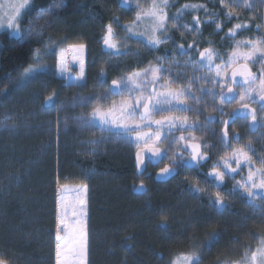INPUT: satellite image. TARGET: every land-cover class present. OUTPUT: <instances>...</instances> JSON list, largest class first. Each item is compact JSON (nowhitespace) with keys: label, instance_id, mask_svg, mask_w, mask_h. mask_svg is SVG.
I'll return each instance as SVG.
<instances>
[{"label":"snow or ice","instance_id":"snow-or-ice-1","mask_svg":"<svg viewBox=\"0 0 264 264\" xmlns=\"http://www.w3.org/2000/svg\"><path fill=\"white\" fill-rule=\"evenodd\" d=\"M211 2L184 3L171 13L177 0H151L148 6L139 0H118V6H127L135 14L123 24L119 16L101 22L102 35L98 43L102 44L101 51L108 57L107 63L111 65L127 57L139 59L141 51L149 53L151 59L145 66L137 64L111 80L107 69H101L95 84L103 91L91 96L77 95L71 105L90 108V111L76 117L57 115L54 121H48L46 131L51 140L46 148H55L58 155L61 135H66L73 126L79 132L101 133L98 138L82 142L90 149L86 154L95 156L115 129L120 140L135 148L134 168L140 183L133 187L137 192L145 193L148 189L144 179L159 178L166 182L181 172L198 173L203 165L213 161L214 151L217 158L203 173L206 187L200 186L196 176L193 181L184 177L188 194L194 199L206 197L208 206L218 216H223L229 210L232 198L239 196L264 223V148L258 152L250 137L243 142L246 138L235 127L239 120L241 127H246L250 133L264 130V0H215L214 7L209 8ZM28 6L29 0H19L6 23L0 20V27L20 34L21 13ZM57 6L63 7L58 4L47 16H40L42 24L33 21L29 25L27 37L42 47L34 50L32 63L20 72L15 81L17 87H26L40 75L55 74L67 81L66 87L83 88L87 84V44L69 43L67 36L59 40L52 36L44 38L46 31L54 27L48 17L55 15ZM245 11L252 15L241 20V13ZM200 12L204 14L203 19ZM189 13H193L191 20L182 22ZM257 20L260 22L254 23ZM225 21L231 23L226 32ZM206 24L213 26L212 34L223 32L221 39L231 41L226 57L212 41H204L201 46ZM37 28L40 31H36ZM250 28L257 30L255 36L239 38L242 31ZM172 31L180 32L182 39L191 33L193 39L177 43ZM129 41L135 47H131ZM167 44L172 45L171 49L156 55ZM45 57L53 59L54 66L45 63ZM178 57L188 59L181 62ZM96 59L92 60L93 65ZM70 65L78 68L75 77L69 76ZM254 66H258L257 71H253ZM57 95L53 92L44 98L40 105L42 113L52 110ZM67 107L61 104L56 111L59 113ZM19 127L12 117H0V128L16 132ZM210 137L214 138V143H209ZM260 139L264 140V131H261ZM161 164L163 166L159 167ZM149 165L158 167L154 177L145 176ZM8 179L19 186L22 177L9 176ZM227 180L233 184L225 189L223 185ZM53 183L55 227L49 234L54 237V264H91L89 185L81 183L74 189L76 196L70 205L64 195L69 190L67 185L61 184L58 177ZM0 191H3L2 183ZM250 218L245 217L241 224L232 227L241 228ZM168 219L163 217L157 227L163 238L175 240L178 237L169 233ZM195 223L194 219H189L185 228ZM209 227H212L211 223ZM226 229L227 225L215 228L200 241L194 236L179 237L191 239L193 243L188 251L175 254L169 264H202L205 252H211L219 244L222 231ZM248 235L256 241L255 247L244 246L239 260L225 255L217 260V264H264V234ZM232 240L235 244L240 243L238 236L234 235ZM236 251L235 247L231 248V252ZM158 259L163 260V255L158 254ZM0 264H11V261L0 258Z\"/></svg>","mask_w":264,"mask_h":264},{"label":"trees","instance_id":"trees-1","mask_svg":"<svg viewBox=\"0 0 264 264\" xmlns=\"http://www.w3.org/2000/svg\"><path fill=\"white\" fill-rule=\"evenodd\" d=\"M139 2L148 6L151 0ZM184 3L202 2L177 0L176 5L170 9L171 13H175L176 7ZM58 4L63 7L57 6L55 15L48 17L54 27L46 31L44 38L52 36L58 40L72 30L77 41L87 44V84L83 88L66 87L64 85L67 81L55 74L40 75L26 87H17L15 81L20 72L32 63L34 50L42 47L24 36L27 26L30 21L42 24L40 16H47L53 6ZM216 10L219 11L218 8ZM134 14V10L118 6V0H33L21 17V37L0 35L1 99L11 98V106L22 111L21 113L27 108L39 111L32 117L25 114L27 118L24 125L27 127L23 126L11 137L0 138V183L3 185V191H0V258L9 259L11 264H54V237L49 233L54 232L55 227L53 181L57 177L69 189L64 195L70 205L76 196L74 189L81 183L89 185L91 264H169L175 254L188 251L193 243L191 239L179 237L194 236L200 241L208 232L227 225V229L222 231L219 244L211 252H205L202 262L217 264V260L225 255L232 260H239L243 254L239 258L237 255L244 252V246L255 247L256 241L248 233L257 236L264 234V230H259L260 227L253 217L241 228L232 227L233 224H241L244 217H250L246 212L247 208L241 209L242 205L245 206L244 199H239L240 202L236 204V201H232V211L218 216L207 208L205 199H194L190 196L184 190L187 185L175 178L176 176L166 182L154 179V182L148 180L146 184L144 180L148 190L139 194L133 187L140 183L134 168L135 151L129 152L128 148L120 144L107 146L95 156L87 155L84 147L79 144V140L84 137L79 138L77 130L69 127L67 134L60 137L58 155L55 148H46L51 140L46 131L47 122L54 121L57 115L72 117L74 107L71 105L77 95L91 96L103 91L95 84L96 75L101 69H107L108 79L111 80L118 76L123 67L137 64L144 66L151 59L149 53L141 51L139 59L127 57L109 65L108 57L101 51V43H98L102 35L101 22L106 23L112 16H119L123 24L131 20ZM192 14H186L182 22L190 21ZM199 15L204 18L203 12ZM230 26L231 23L225 21L224 32ZM36 31L40 29L37 28ZM252 31L257 32L250 28L242 31L240 35ZM213 32L211 25L203 26L201 46L204 41H212L213 46L222 51L230 40L221 39L223 32L217 36ZM171 34L177 43L191 42L193 39L191 33L183 39L180 32L172 31ZM129 45L135 47L131 41ZM171 47V44L162 46L156 55L162 54L166 49L170 50ZM93 58H98L94 65ZM44 59L48 65L54 66L53 59ZM77 74L78 68L70 65L69 76L75 77ZM43 87L49 94H44ZM34 90H40L41 97L32 108V103L29 104L32 95L30 92ZM53 92L58 95L54 97L52 110L42 113L40 105ZM61 104L68 107L57 113L56 108ZM9 176L22 177L19 186H15L14 181L6 180ZM193 176L203 179L197 173L187 177L193 181ZM179 184L182 185L178 187ZM68 211L71 217V207ZM165 216L169 217V233L178 237L175 240L163 238L157 227ZM189 219H194L196 223L186 229L185 223ZM209 223L212 227H209ZM234 235L239 237V244L233 242ZM126 237L131 239H125ZM232 247L237 249L235 253L231 252ZM158 254L163 255V260L158 259Z\"/></svg>","mask_w":264,"mask_h":264},{"label":"rangeland","instance_id":"rangeland-1","mask_svg":"<svg viewBox=\"0 0 264 264\" xmlns=\"http://www.w3.org/2000/svg\"><path fill=\"white\" fill-rule=\"evenodd\" d=\"M33 0H29V5L31 4V2H32ZM199 1V0H198ZM202 3H205V2H207V0H200ZM19 2V0H0V20H3L5 23H6V20H7V17H8V15H10L12 12H13V6L14 5H16L17 3ZM215 5V0H212V2L211 3H209L208 4V6H214ZM122 7H124V8H126L127 6H122ZM27 8V7H26ZM25 8V9H26ZM25 9L22 11V13H21V17H23V15H24V12H25ZM252 15V13L251 12H249V11H245V12H243V13H241V20H247L248 19V17L249 16H251ZM33 23V21H30L29 22V25H31ZM254 23H259V21L257 20V21H254ZM29 25L27 26V31H28V28H29ZM206 25H211V24H206ZM20 27H21V25H20ZM211 28H213V26L211 25ZM22 31V30H21ZM27 31L25 32V33H27ZM1 34H7L9 37H11V38H20L21 37V32H20V34H15V33H13L10 29H8L7 27H0V35ZM256 35V31H252V32H245V33H243L242 35H240L239 36V38H247V37H252V36H255ZM25 37H27V35L25 34L24 35ZM67 36L69 37V43H71V42H74V41H77V39H76V37H74V35H73V32H72V30H70V34H67ZM215 36V35H214ZM216 36H217V34H216ZM63 38V37H62ZM62 38H59V39H62ZM58 39V40H59ZM230 43H231V41L230 42H228L227 44H226V46H225V48L222 50V51H220L219 50V52L221 53V55H224L225 57L227 56V53H228V51H229V49H230ZM101 47H102V44H101ZM165 52V50L164 51H162V54ZM159 55H161V54H159ZM94 59V58H93ZM178 59H180L181 60V62H183L184 60H186V59H188V57H182V58H179L178 57ZM46 60L44 59V62H45ZM46 63V62H45ZM140 66H142L141 64H139ZM145 66V65H144ZM134 67H136V65H133V66H127V67H123L122 68V71H124V70H126V69H128V68H134ZM257 66H254L253 68H256ZM42 90H44V94H49L48 92H45L46 91V88H44L43 87V89ZM20 91V90H19ZM41 91L40 90H34L32 93L30 92V94H32L31 95V98H30V102H29V104L30 103H32V108L34 107V103L36 102V104H38V101L40 100V97H41ZM29 94V95H30ZM13 103V100H11V98L10 99H6V100H2L1 99V95H0V117H3L4 115H8V116H10V117H12L13 119H14V122L15 123H18L19 125H20V127L17 129V131L16 132H9V131H7V130H5V129H3V128H0V138L1 137H11V136H13L14 134H16V133H18V131L19 130H21L22 128H23V126H24V121L26 120V118L27 117H25V114H27L28 116H30V117H32L34 114H37V113H39V111H35L34 109H31V108H27L26 110H24V112L23 113H21L22 111H17V108H15V107H12L11 106V104ZM90 111V108L89 109H86V108H80V107H74V114L72 115V117H76V116H79V115H81V114H83V113H87V112H89ZM22 115H21V114ZM71 128H73V126H70ZM75 128V127H74ZM76 129V128H75ZM77 130V129H76ZM77 134H78V137L80 138V136H82V137H84L83 139H81V140H79V144L80 145H82L83 147H84V150L86 151V152H88V151H90V149L87 147V146H85V145H83L82 144V142L83 141H86V140H89V139H95V138H98V137H100L101 136V133L99 132V131H96L95 133H91V132H79L78 130H77V132H76ZM110 135V138L108 139V141L106 142V143H104V144H102V145H100V148H99V152L97 153V154H100L107 146H115L116 144H120V145H122V147H125V148H128V151L129 152H131V151H135V148H134V146H131L129 143H127L126 141H122V140H120L117 136H116V130L115 129H113L112 130V132H111V134H109ZM252 140H253V146H254V148H256L257 149V151L259 152L262 148H264V146H259V142L257 141L258 139H257V137L254 139V138H251ZM245 142V141H244ZM81 152H79V154H80ZM213 155V154H212ZM217 155L218 154H215L214 156H213V161L217 158ZM213 161H209L207 164H205V165H203V167L200 169V171H199V173L201 174V177H203V179H199V181H200V186L201 187H206V185L203 183V181L205 180V177H204V175H203V173H205V172H207L209 169H210V167H211V164H212V162ZM240 177L239 176H237V179H239ZM6 180H9L8 178L6 179ZM232 184H233V181H231V180H227L226 181V183L223 185V187L225 188V189H227V188H230L231 186H232ZM182 184H179L178 185V187H180ZM181 190H182V187L180 188ZM186 189L187 188H185L184 190L186 191ZM210 190H212V191H215L214 189H210ZM183 191V190H182ZM202 199H205L206 201H207V198L206 197H202ZM239 199L240 200H242V198H240L239 196H237V197H234V198H232V200H231V202L233 201H236L235 202V204L236 203H238V202H240L239 201ZM244 205L245 206H241V209H243V208H247L246 209V212L249 214V216L250 217H253V218H255L256 219V222H257V225L260 227V229L259 230H264V223H262L260 220H259V215L258 214H253V210L250 208V207H248L247 205H246V201L244 200ZM233 207H235V208H238V207H236V206H233ZM207 208L208 209H210V210H212V211H214L215 212V210L214 209H212V208H210L209 206H208V201H207ZM230 209H231V207H230ZM228 210V211H226V213H230L231 211H232V209L231 210ZM239 210V209H238ZM243 211V210H242ZM216 213V212H215ZM239 214V213H238ZM244 213L242 212V217H244ZM245 218V217H244ZM225 253H229V252H225ZM243 253L242 252H240V254H238L237 256H238V258L242 255ZM221 255H223V254H221ZM235 255V254H234ZM228 258H229V256H227ZM230 259V258H229Z\"/></svg>","mask_w":264,"mask_h":264},{"label":"flooded vegetation","instance_id":"flooded-vegetation-1","mask_svg":"<svg viewBox=\"0 0 264 264\" xmlns=\"http://www.w3.org/2000/svg\"><path fill=\"white\" fill-rule=\"evenodd\" d=\"M193 38V37H192ZM179 58H182V57H179ZM258 69V66L256 68H253V71H257ZM236 130L238 132H240V134L242 136H244L246 139H245V142L247 141V138H256L257 137V141L259 142V146H264V140H261L260 137H261V131H264V130H259V131H256L255 133H250L248 131V129L246 127H241V121H237L236 123ZM214 138H209V143H214ZM244 142V141H243ZM214 156L215 154H217L216 152L213 151L212 153ZM163 165H159V167H162ZM158 170V167L157 166H153V165H149L147 167V171L145 173V176L146 177H154L155 176V173L157 172ZM194 173H188V172H181L179 175H177L175 178L179 179L180 181H183L184 177L185 176H190V175H193ZM196 174V173H195ZM198 175H201L199 172L197 173ZM146 181V184L148 183V180H152V182H154V179L152 178H146L144 179Z\"/></svg>","mask_w":264,"mask_h":264},{"label":"water","instance_id":"water-1","mask_svg":"<svg viewBox=\"0 0 264 264\" xmlns=\"http://www.w3.org/2000/svg\"><path fill=\"white\" fill-rule=\"evenodd\" d=\"M157 179L159 180V178H157ZM169 179H170V178H169ZM169 179H168V180H169ZM159 181H160V180H159ZM138 193H139V194H143L144 192H138Z\"/></svg>","mask_w":264,"mask_h":264}]
</instances>
